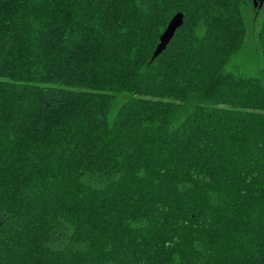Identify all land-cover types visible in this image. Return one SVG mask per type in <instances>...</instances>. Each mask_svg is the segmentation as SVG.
I'll use <instances>...</instances> for the list:
<instances>
[{"label": "trees", "instance_id": "obj_1", "mask_svg": "<svg viewBox=\"0 0 264 264\" xmlns=\"http://www.w3.org/2000/svg\"><path fill=\"white\" fill-rule=\"evenodd\" d=\"M250 1L0 0V264H264Z\"/></svg>", "mask_w": 264, "mask_h": 264}, {"label": "rangeland", "instance_id": "obj_2", "mask_svg": "<svg viewBox=\"0 0 264 264\" xmlns=\"http://www.w3.org/2000/svg\"><path fill=\"white\" fill-rule=\"evenodd\" d=\"M244 23V36L239 47V51L232 58L231 66L243 69L249 73H255L260 64L259 48L257 43V29L259 21L264 17V0L262 4L253 5V2L240 7ZM125 96L117 98L111 114L115 112L118 105L124 100Z\"/></svg>", "mask_w": 264, "mask_h": 264}, {"label": "water", "instance_id": "obj_3", "mask_svg": "<svg viewBox=\"0 0 264 264\" xmlns=\"http://www.w3.org/2000/svg\"><path fill=\"white\" fill-rule=\"evenodd\" d=\"M263 0H253V5H256L257 2L259 5L262 4ZM183 15L181 12H176L168 21L166 27L160 34L158 38V42L155 46V49L152 53L151 58L153 59L156 55H158L161 51H163L172 38L175 30L182 24Z\"/></svg>", "mask_w": 264, "mask_h": 264}]
</instances>
